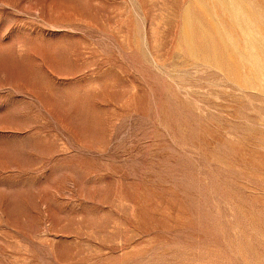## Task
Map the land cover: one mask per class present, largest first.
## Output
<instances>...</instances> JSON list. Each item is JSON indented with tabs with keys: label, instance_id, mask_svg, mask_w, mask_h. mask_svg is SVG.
I'll return each instance as SVG.
<instances>
[{
	"label": "rangeland",
	"instance_id": "1",
	"mask_svg": "<svg viewBox=\"0 0 264 264\" xmlns=\"http://www.w3.org/2000/svg\"><path fill=\"white\" fill-rule=\"evenodd\" d=\"M0 264H264V0H0Z\"/></svg>",
	"mask_w": 264,
	"mask_h": 264
}]
</instances>
